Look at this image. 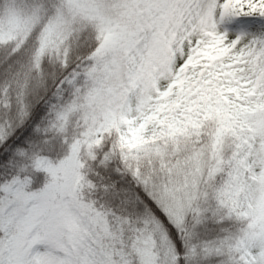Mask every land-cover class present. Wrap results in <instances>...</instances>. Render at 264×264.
Listing matches in <instances>:
<instances>
[{"label": "snow or ice", "instance_id": "6c2138e0", "mask_svg": "<svg viewBox=\"0 0 264 264\" xmlns=\"http://www.w3.org/2000/svg\"><path fill=\"white\" fill-rule=\"evenodd\" d=\"M0 264H264V0H0Z\"/></svg>", "mask_w": 264, "mask_h": 264}]
</instances>
